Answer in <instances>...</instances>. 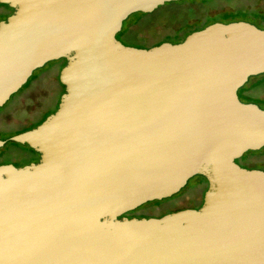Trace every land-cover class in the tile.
<instances>
[{
    "label": "water",
    "instance_id": "95a60500",
    "mask_svg": "<svg viewBox=\"0 0 264 264\" xmlns=\"http://www.w3.org/2000/svg\"><path fill=\"white\" fill-rule=\"evenodd\" d=\"M184 0H0V107L65 60L57 110L10 140L37 164L0 165V264H264V110L237 92L264 73V29L216 22L142 49L131 15ZM0 140V148L4 145ZM201 176L198 210L130 211Z\"/></svg>",
    "mask_w": 264,
    "mask_h": 264
},
{
    "label": "rangeland",
    "instance_id": "374dc122",
    "mask_svg": "<svg viewBox=\"0 0 264 264\" xmlns=\"http://www.w3.org/2000/svg\"><path fill=\"white\" fill-rule=\"evenodd\" d=\"M196 2L195 10L192 11L197 13V15L191 16L193 18L188 19L185 18L188 15V9L161 10V8L171 5L170 3L158 7L155 10L157 15L151 18L153 24L151 22V24L147 23L132 27L131 31L135 34V38L132 41L136 44L133 43L129 46L142 49L149 48L160 37L172 33L179 26L193 22H198L199 26H203L206 23L209 25L212 24V21L214 22V20L223 18L226 13H231L240 19L247 20L248 23L257 27H260L259 23L263 20L261 14H264V0H196ZM204 2L206 3L200 4ZM246 9L249 10L246 11ZM158 10H161V12H157ZM10 11V9L0 4V21ZM135 16L136 14H133L128 18L129 23L134 21ZM169 18L175 20L173 22L171 20H164ZM64 63L62 59L48 62L43 67L33 71L31 77L25 84L26 86H22L0 107L1 134H9L13 130L22 127L26 123V119H30L32 121L30 123H36L57 110L60 98L64 93V87L58 81V76L64 67ZM260 76L250 77L245 84L246 88L249 90V86L257 82ZM240 93L241 90H238L239 95H241ZM250 96L256 100L263 99L264 85L254 88L250 92ZM251 103L264 107L256 101ZM263 155L264 147L258 151H248L241 160L238 159L236 161L242 168L264 171ZM12 159L17 160V157L9 154L7 160ZM206 189V180L201 176H194L186 182L183 188L171 197L147 202L133 211L128 212L127 216L135 219L159 218L183 209L198 207Z\"/></svg>",
    "mask_w": 264,
    "mask_h": 264
},
{
    "label": "trees",
    "instance_id": "16d2710c",
    "mask_svg": "<svg viewBox=\"0 0 264 264\" xmlns=\"http://www.w3.org/2000/svg\"><path fill=\"white\" fill-rule=\"evenodd\" d=\"M196 3H197L196 0H184V1H180V2H172V3H170L171 5H169V6L165 7V8L164 7L161 8V10H164V9H179V8L188 9V11H189L188 15H187V17H185L186 19H188V18H193L191 16L197 15V13L192 11V10H195L194 8L196 6ZM205 3L206 2L200 3V4H205ZM161 10H158L157 12L160 13ZM247 10H249V9H246V11ZM154 15H157L156 11H153L149 15L148 14L137 13L136 16L134 17L135 19H134V21H132V23H129V20L127 19L126 21L123 22L122 29L116 35V39L118 41H120L124 45L128 44L127 46H129L130 44H133L134 42L132 40H134L135 34H134V32L131 31L132 27L133 26H141V25H144V24H147V23L151 24V22L153 24V21H151V18L154 17ZM261 17L263 18V20L259 23L261 28L260 27H258V28L264 29V14H261ZM164 20H171L173 22L175 19L169 18V19H164ZM237 20L247 21V20H244V19H240V18L236 17L235 15H233L231 13H229V14L226 13L224 15V17L221 18L220 20H214V22L212 21V24L216 23V22L230 23V22H235ZM206 26H208L207 23L204 24L203 26H199L198 22H193L191 24L190 23H186L183 26H179L177 29L173 30L172 33H169L167 35H164V36L160 37L158 39V41L154 42L152 45L153 46H157V45H159L161 43H164V42H170L172 44L180 43L189 34L195 32V31L202 30ZM134 44H136V43H134ZM153 46H150V47H153ZM263 85H264V75H261L259 77V80H257V82H255L254 84L249 86L250 87L249 89L253 90L254 88H258V87H261ZM240 90H241V93H240L241 95H238V96H239V99L241 101H243V102H253V101L259 102V101H257L256 99H253L250 96V93H249V91H248V89L246 88L245 85ZM259 103H261L264 106V102H259ZM52 113H54V112H52ZM44 119H45V117H44ZM235 162L237 163V161H235Z\"/></svg>",
    "mask_w": 264,
    "mask_h": 264
},
{
    "label": "flooded vegetation",
    "instance_id": "af4514ba",
    "mask_svg": "<svg viewBox=\"0 0 264 264\" xmlns=\"http://www.w3.org/2000/svg\"><path fill=\"white\" fill-rule=\"evenodd\" d=\"M2 6L10 9L8 6H5V5H2ZM10 10H11L10 13L8 15H5L2 18V20L6 19L9 15H11L13 13V10L12 9H10ZM238 21H243V20H237L235 22H238ZM243 22H246V21H243ZM63 61L65 62V60H63ZM65 63H64V65H65ZM248 91L250 93L252 91V89H249ZM237 95H239L238 92H237ZM238 98H239V96H238ZM257 101L264 102V98L261 100H257ZM241 102H243V101H241ZM244 103H251V102H244ZM258 106L262 110H264V107H261L260 105H258ZM43 119H44V117L41 120L37 121L36 123H30L32 121L30 119H26L27 121L25 124H23L22 127L18 128L16 130H13L11 133L4 135V134H1V132H0V140L5 142L4 145L0 148V165L11 164L16 168H19V167L29 165L31 163L37 164L39 162L40 155L38 153H36L31 148H29L26 144H19V143H16L15 141H12L10 139L12 137L20 134V133H23L25 131H29V130L35 128L36 126H38L39 124L42 123ZM9 154L17 157V160H19V159H21V160H19V161L14 160V159L7 160ZM243 157H244V155L241 158H239V160H241ZM22 161H23V163H22ZM237 164H238V162H237ZM202 202H203V198H202V201L198 207H194V208H190V209L198 210L201 207ZM124 217H127L130 219V217H128L127 214H125Z\"/></svg>",
    "mask_w": 264,
    "mask_h": 264
}]
</instances>
